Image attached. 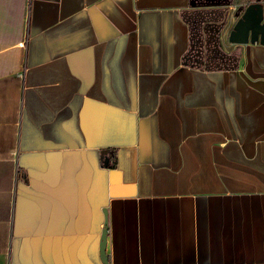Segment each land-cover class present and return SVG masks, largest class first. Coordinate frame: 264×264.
Segmentation results:
<instances>
[{
    "label": "crops",
    "instance_id": "1",
    "mask_svg": "<svg viewBox=\"0 0 264 264\" xmlns=\"http://www.w3.org/2000/svg\"><path fill=\"white\" fill-rule=\"evenodd\" d=\"M191 3L0 0V264H264V45Z\"/></svg>",
    "mask_w": 264,
    "mask_h": 264
},
{
    "label": "rangeland",
    "instance_id": "2",
    "mask_svg": "<svg viewBox=\"0 0 264 264\" xmlns=\"http://www.w3.org/2000/svg\"><path fill=\"white\" fill-rule=\"evenodd\" d=\"M251 1V0H250ZM249 1V2H250ZM264 2V0H263ZM244 5L236 2V0H192L190 17L195 19L201 28L202 38L206 40L209 30L213 31L214 43L220 48H228L235 46V43L229 41L228 35L235 20L239 16ZM207 20L200 18L204 12ZM198 17V18H196ZM209 27V29L207 28ZM205 51L203 53V60L205 66H211L209 56L211 53L208 43L205 41ZM216 47V46H214ZM224 47V48H223ZM215 49V48H214ZM236 54L239 53V48L232 49Z\"/></svg>",
    "mask_w": 264,
    "mask_h": 264
},
{
    "label": "water",
    "instance_id": "3",
    "mask_svg": "<svg viewBox=\"0 0 264 264\" xmlns=\"http://www.w3.org/2000/svg\"><path fill=\"white\" fill-rule=\"evenodd\" d=\"M206 13L205 11L201 18L207 20ZM228 38L230 42L236 44L258 42L264 45V5L261 1H252L246 5L244 11L229 31ZM107 152L108 149H104L103 153L107 154ZM106 162H108V158ZM107 229L105 221L100 241V254L104 264H110L105 250Z\"/></svg>",
    "mask_w": 264,
    "mask_h": 264
},
{
    "label": "flooded vegetation",
    "instance_id": "4",
    "mask_svg": "<svg viewBox=\"0 0 264 264\" xmlns=\"http://www.w3.org/2000/svg\"><path fill=\"white\" fill-rule=\"evenodd\" d=\"M252 1H257V0H251L250 2H252ZM259 1H261L262 4L264 5L263 0H259ZM250 2H248V3H250ZM246 5H244V7L241 10L237 19L240 17L242 12L244 11ZM196 18H198V17H196ZM200 18L201 17H199L198 19H200ZM236 20H235V22H236ZM191 26H192V36H193V38H192V51L195 53V59L199 65L205 66L204 60H203V53L205 51V46H204L205 41H206V43H208L209 49L211 52V53H208V54H210L208 56H209V62L211 63V66H216L219 64L227 66L231 63H233V64L236 63V65H237L236 61L238 60L239 55L236 54L235 51L230 49V48L229 49L224 48V47H223L224 49H222L221 47L219 48L213 41L214 40L213 31L209 30V34H208L206 40H204L202 38L201 28L198 25V20L196 22L195 19H192L191 20ZM207 28L209 29V27H207ZM214 46H216V47H214Z\"/></svg>",
    "mask_w": 264,
    "mask_h": 264
}]
</instances>
